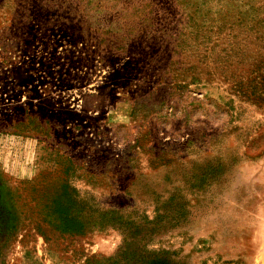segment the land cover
<instances>
[{
  "label": "rangeland",
  "instance_id": "1",
  "mask_svg": "<svg viewBox=\"0 0 264 264\" xmlns=\"http://www.w3.org/2000/svg\"><path fill=\"white\" fill-rule=\"evenodd\" d=\"M0 264H264V0H0Z\"/></svg>",
  "mask_w": 264,
  "mask_h": 264
},
{
  "label": "trees",
  "instance_id": "2",
  "mask_svg": "<svg viewBox=\"0 0 264 264\" xmlns=\"http://www.w3.org/2000/svg\"><path fill=\"white\" fill-rule=\"evenodd\" d=\"M57 212V211H56ZM64 210H61L60 213H59V216L61 218V215L64 214ZM57 214V213H56ZM65 216L62 215V220L61 222L57 223L56 227L62 231H65V232H74L77 230V223L76 221H73L72 219H68L66 221L65 220Z\"/></svg>",
  "mask_w": 264,
  "mask_h": 264
}]
</instances>
